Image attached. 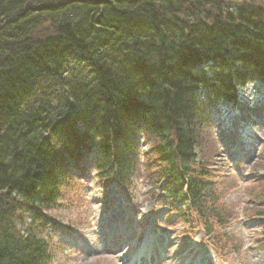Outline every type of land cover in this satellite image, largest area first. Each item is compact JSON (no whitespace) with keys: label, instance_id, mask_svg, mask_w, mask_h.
I'll return each instance as SVG.
<instances>
[{"label":"trees","instance_id":"1","mask_svg":"<svg viewBox=\"0 0 264 264\" xmlns=\"http://www.w3.org/2000/svg\"><path fill=\"white\" fill-rule=\"evenodd\" d=\"M249 83L264 84V0H0V264L51 262L42 222L88 159L120 189L145 166L163 205L224 226L215 153H198Z\"/></svg>","mask_w":264,"mask_h":264},{"label":"rangeland","instance_id":"2","mask_svg":"<svg viewBox=\"0 0 264 264\" xmlns=\"http://www.w3.org/2000/svg\"><path fill=\"white\" fill-rule=\"evenodd\" d=\"M218 108L209 117L211 127L203 143L206 147L198 155L199 161H204L202 155L208 161L210 153H215L213 167H208L211 181L217 186L225 218L233 223L223 229L210 218L214 231L208 237L205 221L193 213L185 220L182 217L186 214L163 219L168 213L162 210V203H157L161 195H153L157 188L148 184L145 166L136 176L134 188L119 190L99 180L88 159L75 171L78 178L63 189L58 206L42 222L44 236L52 239L55 254L49 264H128L134 254L130 242L126 243L128 234L139 237L149 233L152 237L163 227L167 231L163 241L156 240L161 254H153L155 264H175L172 259L176 255L192 248L201 257L210 249L215 251L217 264H264V241L259 238L260 233L264 237V227L256 221L247 224V220L257 219L253 214L264 209V187L258 184L264 179H257L264 176V124H258L264 112V89L249 86L241 92L237 105L222 104ZM149 148L142 144L143 151ZM247 149L255 152L246 157ZM33 220L34 213H27L26 222ZM67 226H71L70 233ZM226 234L230 239H223ZM109 235L120 242L116 253L107 249Z\"/></svg>","mask_w":264,"mask_h":264},{"label":"bare ground","instance_id":"3","mask_svg":"<svg viewBox=\"0 0 264 264\" xmlns=\"http://www.w3.org/2000/svg\"><path fill=\"white\" fill-rule=\"evenodd\" d=\"M148 234L147 235H143V234H140V236H139V238L137 239V238H135V242L137 241V246L136 247H140V245H142V250H141V248L139 249L140 250V252H139V255L141 254V253H143V252H146V251H148V249H149V247L150 246H152L153 245V240H150V238H148ZM152 236H153V234H152ZM154 239H156V237H154ZM135 242H133V244H132V242H131V248H133V247H135V245H136V243ZM149 246V247H148ZM134 258V257H133ZM133 258H131L130 259V261L133 259Z\"/></svg>","mask_w":264,"mask_h":264}]
</instances>
